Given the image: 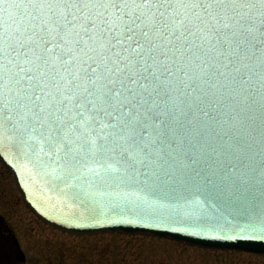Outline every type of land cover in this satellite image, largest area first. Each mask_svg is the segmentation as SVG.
Instances as JSON below:
<instances>
[{
	"label": "snow or ice",
	"instance_id": "obj_1",
	"mask_svg": "<svg viewBox=\"0 0 264 264\" xmlns=\"http://www.w3.org/2000/svg\"><path fill=\"white\" fill-rule=\"evenodd\" d=\"M66 214L264 239V0H0V155Z\"/></svg>",
	"mask_w": 264,
	"mask_h": 264
},
{
	"label": "rangeland",
	"instance_id": "obj_2",
	"mask_svg": "<svg viewBox=\"0 0 264 264\" xmlns=\"http://www.w3.org/2000/svg\"><path fill=\"white\" fill-rule=\"evenodd\" d=\"M13 181L0 162V213L17 231L29 259L41 264H264V253L209 249L158 236L64 232L40 220Z\"/></svg>",
	"mask_w": 264,
	"mask_h": 264
},
{
	"label": "water",
	"instance_id": "obj_3",
	"mask_svg": "<svg viewBox=\"0 0 264 264\" xmlns=\"http://www.w3.org/2000/svg\"><path fill=\"white\" fill-rule=\"evenodd\" d=\"M0 160L12 172L23 199L30 209L44 222L65 232L80 235L124 233L151 235L180 241L189 245L253 253H264V239L248 236L206 233L198 229H187L185 225L138 220L135 217H114L111 220H93L75 217L53 206L42 190L16 166L7 153Z\"/></svg>",
	"mask_w": 264,
	"mask_h": 264
},
{
	"label": "flooded vegetation",
	"instance_id": "obj_4",
	"mask_svg": "<svg viewBox=\"0 0 264 264\" xmlns=\"http://www.w3.org/2000/svg\"><path fill=\"white\" fill-rule=\"evenodd\" d=\"M13 182L15 189L19 191L15 179ZM40 260L41 259H29L23 241L20 239L17 231L10 223L8 217L4 213H0V264H41Z\"/></svg>",
	"mask_w": 264,
	"mask_h": 264
}]
</instances>
